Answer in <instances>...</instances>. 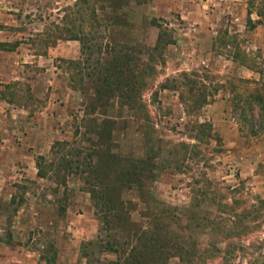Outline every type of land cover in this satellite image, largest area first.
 Here are the masks:
<instances>
[{
    "label": "rangeland",
    "instance_id": "1",
    "mask_svg": "<svg viewBox=\"0 0 264 264\" xmlns=\"http://www.w3.org/2000/svg\"><path fill=\"white\" fill-rule=\"evenodd\" d=\"M249 1L0 0V264H264Z\"/></svg>",
    "mask_w": 264,
    "mask_h": 264
},
{
    "label": "trees",
    "instance_id": "2",
    "mask_svg": "<svg viewBox=\"0 0 264 264\" xmlns=\"http://www.w3.org/2000/svg\"><path fill=\"white\" fill-rule=\"evenodd\" d=\"M259 2H261V5L259 4L260 7H257V8H254V9H253V7H255V0H250L248 2V6L250 7V8H248V17H247V25H248V29L249 30L254 29L257 24H260L261 23V18L264 15V0H259ZM253 13L259 18L258 20H255L254 21V20H252L250 18L251 14H253ZM73 39L74 40H77L76 38H73ZM182 76H183L182 79H184L185 81L187 80V82L180 83V85L178 86V91L181 92V89H183V87H188L189 90H187V92H188L187 94L190 95L191 97L192 96L194 97L195 96L194 90H195L196 83L191 82L188 79V77H187V75L185 73H183ZM255 99H257V96L255 97ZM195 104L196 105L192 109L199 110L201 107H203L204 105L208 104V102H207V96L206 95H203V94H199L198 97H197V100H196ZM195 127H196L197 132H198V134H197L196 137L198 138V141L199 142L203 141V138H205L206 137V134L208 135L210 133V130H211V125L208 124V123H206V122L205 123L197 122L196 125H195ZM64 144H66V143L59 142V141L58 142H55L53 144V148L54 149L55 148L56 149L57 148H61L62 145H64ZM37 165H38V176L39 177H43V171L41 170V168H39V163L38 162H37ZM132 175L137 176L135 179H138L139 180V177L138 176H140V173L137 174L136 172H131L130 176H132ZM132 179L133 178H131V180ZM226 207L228 208V205L227 204L226 205H223V208H224L223 209V212L229 213V212H227V210H225ZM234 216H237V214H234ZM106 247H107L106 248L107 251L116 252V249L113 248L112 245L107 244Z\"/></svg>",
    "mask_w": 264,
    "mask_h": 264
}]
</instances>
